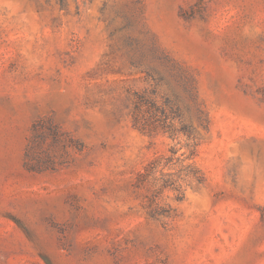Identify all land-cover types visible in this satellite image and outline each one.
<instances>
[{
	"label": "rangeland",
	"instance_id": "374dc122",
	"mask_svg": "<svg viewBox=\"0 0 264 264\" xmlns=\"http://www.w3.org/2000/svg\"><path fill=\"white\" fill-rule=\"evenodd\" d=\"M0 264H264V0H0Z\"/></svg>",
	"mask_w": 264,
	"mask_h": 264
},
{
	"label": "trees",
	"instance_id": "16d2710c",
	"mask_svg": "<svg viewBox=\"0 0 264 264\" xmlns=\"http://www.w3.org/2000/svg\"><path fill=\"white\" fill-rule=\"evenodd\" d=\"M148 74H150L148 72ZM162 79L159 77L158 80ZM153 93V92H152ZM132 110V124L134 127L141 130H146L150 133H156L159 129H164L171 136H174L177 132L182 131L187 135L188 139L194 140L193 144L196 145V132L191 125L181 124L180 128H176L170 121V117L167 114L165 106L168 105L169 100H166L164 104L160 105L154 100H149L146 90L135 91ZM173 117L179 116L178 107L168 106ZM198 125L202 128H207L208 119L202 114L201 110H198ZM48 119H40L33 125L35 133L41 134L42 131L49 124ZM179 193L181 191L179 190Z\"/></svg>",
	"mask_w": 264,
	"mask_h": 264
}]
</instances>
